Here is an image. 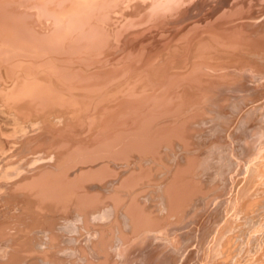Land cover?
Masks as SVG:
<instances>
[{
	"label": "bare ground",
	"instance_id": "bare-ground-1",
	"mask_svg": "<svg viewBox=\"0 0 264 264\" xmlns=\"http://www.w3.org/2000/svg\"><path fill=\"white\" fill-rule=\"evenodd\" d=\"M257 1L258 0H19L20 4H18L17 0H0V142L4 143L6 150L9 148L10 145L12 147V145H13L12 143H14V145H15V144H17V142L18 143L22 142V145L20 148L14 149V151H17L18 153H16L13 156V158L9 159V158L5 157L6 160L4 159L5 161H4L3 168H2L3 178H0V179H2V180H0V201L1 202L4 201L6 203L15 202L16 204L21 202L22 200H26V202H30V203L35 201L38 203V204L35 203L36 205L40 204L39 206H41V204H42V206L47 205V207L60 204L61 200L64 199V198H61V195L59 196V194H58L57 197L56 196L53 197L55 195V193L53 195L49 194L50 195V196L48 195L50 197V199H49V197L47 195H44V196L40 195V193H43L41 191L42 190L41 187L45 183H48L49 181L51 182V180H53V177H54V179H56L55 176H57L61 173L63 174V172L68 170L72 165L76 164L77 163L76 159H79L81 157V155H79V154H82L91 148L100 149V147L103 146V148H106L107 150L109 149L108 152H111L112 150L110 151V148L113 147V149H114V147H117L114 150L118 151V149H120V148H118V146H120L122 149H123V147L127 148L128 150H130V148H133L134 151H135V149H137L138 151L137 150L136 151L139 154H141V152H142L141 149H143L142 147H144V150H143L144 152H146V150H148L149 152L152 153L153 150L150 151V149L146 148L149 143L153 142V144H154V141L159 139L160 136L168 135L167 133H169L171 131H173L175 133L176 129H178L177 130V132H178L179 127H181L182 129L184 128L181 125H184L186 127L182 131H180L183 140L184 139L191 140L190 138L192 137L194 130L197 131L196 130V126H197L196 124H198L197 122L199 119L195 115L198 113H199L198 115H200L199 117L204 115V114L201 115V113H200L202 111V109L204 108V107H201V105H203L202 104L203 102L206 103L209 101V100L205 101V97L207 95H211L212 93L215 94V93L219 92L220 90L224 89L227 85L224 83H228V82L232 83V81L236 77H238V75H242V72H244L246 70V68L251 69L252 71L257 72V73H261V72L264 73V5L262 6L263 3L261 5L259 4L258 6H260V7L257 8V5H256ZM30 3H32V6H31L32 8H34V9L36 8L38 10V14L36 13V15L39 16L38 20L33 21L35 19V17L34 18L32 17L33 19H31L30 16L27 17L28 14L25 13L26 10L25 11L23 10L24 11L23 13H19L21 8H17L16 10L12 9V6L13 7L14 6L24 7V9H26L27 6L30 7V5H28ZM31 21H33V23H30ZM5 45L10 46V48H13V49L5 47ZM105 51H106V55H105ZM242 79L238 78V80H240V81ZM234 82L237 84L236 80ZM240 83H239V87L240 86L242 87V83L241 84ZM243 87H245V86H243ZM233 89L234 88H232L231 92H233ZM229 90L230 89H228V91H226V93H228ZM236 91H237V88H236ZM254 92H252V95ZM209 93H211V94H209ZM215 95L213 97V98H215V101H216V99L217 100L220 99V97H218L217 95L216 96L218 98H216ZM222 96H224V95L222 94ZM235 96H237V95H235ZM248 96H251V95L248 94ZM203 97H204V100L202 99ZM226 97L227 96H224V98H226ZM239 97H240V95H239ZM244 97H246V96H244ZM240 98H238V99H240ZM242 98H241V100H242ZM227 99H229V97ZM235 99L231 98L230 101L231 102H232V100L235 101ZM249 99H251V98L249 97ZM244 100H245V98H243V101ZM222 101H223V99H222ZM209 102H213V104L216 103L214 101H209ZM250 102H251V100H250ZM205 103H204V105H205ZM225 103L227 104V102H225ZM221 104H224V103H220V106H221ZM230 104L228 102V105H230ZM209 105H210V103H209ZM206 106H207V103H206ZM223 106H225V105H223ZM223 106H221V107H223ZM230 106L233 107V104ZM213 107H215V106H213ZM217 107H219V106H217ZM215 109H217V108H215ZM208 110H210V108ZM211 110H214V108L213 109L211 108ZM221 110H223V109H221ZM181 111L186 112V113L182 114ZM225 111H227V109ZM176 112H179V113H176ZM213 115H210V116H213ZM216 116H217V114H216ZM242 116H243V114H242ZM246 116H248V115H246ZM248 118L249 117L246 118L247 122H248ZM213 119H214L213 121H215L216 118H213ZM203 120H205V119H203ZM218 120H221V119H218ZM229 120L231 121V119H228V121ZM73 121L75 124H73ZM228 121H227V123H228ZM236 121H237V119H236ZM241 121L242 120L240 119V122ZM252 121H253V119H252ZM224 122L222 121L220 123H224ZM214 123H216V122H214ZM220 123H218V124H220ZM227 123H225V124H227ZM210 124H212V123H210ZM248 124H246V125H248ZM214 125H216V124H214ZM238 125H240V124H238ZM212 127H211V129H213ZM256 128L259 129V126L258 127L256 126ZM261 128H262V126H261ZM149 129H151V131H149ZM243 129L245 130V128H243ZM253 130H255V129L253 128ZM206 131L208 132V130H206ZM248 131H250V129ZM38 132L44 133L45 137L46 136L49 137V143H47V142L46 143H40L41 141L36 142V140H35V142H31V140H33L35 138L34 136ZM180 132H178V133H180ZM199 132L200 133L195 132V134H197L196 137L198 136V134H200L202 136L203 134L206 133V132H204L202 134L201 131H199ZM85 133H86V135H84ZM208 134L209 135H207V134L206 135L211 137L210 133H208ZM38 135H39V133H38ZM174 135H176V133L173 134V136ZM31 138H33V139H31ZM46 138H45V140H46ZM172 138H175V136ZM178 138L180 139L178 144H180V142H182V143L185 142L183 140L181 141L182 138L180 136ZM197 139L199 140V138H197ZM214 139L216 140V138H214ZM214 139H212V140H214ZM165 140H167V139H165ZM206 140H208V138ZM159 141H161V140L159 139ZM167 141L169 144L170 140H167ZM210 141L211 140L206 141V143L207 142L211 143ZM257 141H259V140H257ZM166 142L164 141L165 144H167ZM174 142H176V140H174L172 144H174ZM177 142H176V144H177ZM182 143L180 144L181 146H183ZM188 143H189V141H188ZM53 144H56L57 146L54 147ZM160 144H161V142L158 145H160ZM186 144H184V146H186ZM201 144H203V143L201 142L199 144V146ZM162 145L163 144H161V146ZM169 145L171 146V143ZM104 146H107V147H104ZM154 146H156V145H154ZM187 146H188V148L192 147L189 145H187ZM201 146H203V145H201ZM128 147H130V148H128ZM156 147H158V146H156ZM171 147H173V146H171ZM176 147H177V145L175 146V148ZM194 147L192 149H194ZM179 148L181 150H184V149H182V147H179ZM188 148L186 150H188ZM133 149H132V151H133ZM169 149H170V147H169ZM171 149H173V148H171ZM180 149L178 151H180ZM189 149H191V148H189ZM107 150H106V153H107ZM198 150H199V148H198ZM139 151H141V152H139ZM175 151L178 152L177 150H175ZM199 151H201V150H199ZM130 152H128V154H126V153L125 154L131 155ZM144 152H142V154H144ZM149 152H147V153H149ZM102 153H104V152H102ZM147 153H145V154L147 155ZM155 153H158V155H161V154H159L158 151H156ZM155 153H153V154H155ZM178 153H183V152H178ZM191 153H190V155H191ZM87 154H86V156H87ZM153 154H151V155L155 158L156 154L155 155H153ZM184 154H185V152H184ZM132 155H133V153H132ZM141 155H140V157H141ZM169 155H171V154H169ZM192 155H193V153H192ZM0 156H1V154H0ZM121 156H123V155L121 154ZM136 156H138V154L135 155V159H136ZM149 156H150V154H149ZM164 156L167 157L166 155H164ZM196 156L198 157V155H196ZM95 157H96V155H95ZM111 157L112 158H106V159L103 158L101 162L99 160L98 164L87 163L89 165H83V164H81L82 163L81 162L79 165H77V167L75 166L76 167L75 170H72V172L67 175V178H68L67 181H69V179L73 180V178L74 179L77 178L78 175H82L83 173H85V171L87 172V171L93 170L99 166L102 167L103 165H107L106 162L109 163L108 165L112 166L111 162L115 161L114 164L116 163V165H117V163H118L116 161L117 159L115 160L116 156H115V158H113V156H111ZM143 157L144 156L142 155V158ZM161 157H163V155ZM217 157H219V155L216 156V158ZM256 157H262V156H256ZM90 158H92V157H90ZM120 158H123V157H120ZM132 158H134V157H132ZM159 158L160 157H158V156L155 158L156 160H159L158 163L164 162L163 160L161 162L160 161L161 159H159ZM167 158L169 159V157H167ZM201 158H204V157H201ZM208 158L209 157L207 156V159ZM210 158H212V156ZM151 159H153V158H151ZM184 159L185 158H183L182 160L184 161ZM194 159H195V157H194ZM194 159L192 158V161ZM173 160H175V159H173ZM190 160H191V158H190ZM52 161H54V162H52ZM179 161H180V158H179ZM195 161L196 160H194L193 162L195 163ZM87 162H88V160H87ZM122 162H124L126 164L128 161L125 162L123 159ZM122 162L119 165H121ZM146 162L147 161H145L144 164ZM180 162H182V161H180ZM84 163H86V162H84ZM129 163H127V164H129ZM188 163H189V161H188ZM200 163H201V161H200ZM200 163L197 162V164H200ZM209 163H208V165H211ZM167 164H168V166H172V165H170L171 162H170V164L169 163H167ZM182 164H183V162H182ZM182 164L180 166H182ZM185 164H187V162ZM213 164H215V163H213ZM253 164H257V163H253ZM259 164H260V162H259ZM141 165H140V167H141ZM176 165H178V164H176ZM176 165H174L173 167H175ZM201 165H202V163H201ZM249 165H252V164H249ZM121 166H124V164ZM130 166H128L127 168L131 169ZM142 166L144 167V165H142ZM148 166L150 168L152 166V164L148 165ZM198 166H200V165H198ZM178 167H179V165L175 168L177 169ZM185 167H182V168L184 169ZM188 167H189V165H188ZM190 167H192V166L190 165ZM222 167H224V166H222ZM243 167H240V168H243ZM263 167L264 166H262V168ZM107 168H108V166H107ZM145 168L148 169L147 165L145 166ZM169 168L170 167H168V169ZM116 169H117V167H116ZM128 169H127V171L125 170L126 171L125 173L128 172ZM159 169H160V165H159ZM179 169H180V167H179ZM192 169L190 168V171ZM194 169H196V168H194ZM250 169H251V167H250ZM261 169L259 171H261ZM112 170H113V168H112ZM141 170H142V167H141ZM185 170H186V168H185ZM206 170L209 171V169H207V164H206ZM215 170L218 171V169H216V168H215ZM248 170H249V168H248ZM248 170H246V171H248ZM69 171H70V169H69ZM133 171L136 172V175L134 172H131V174L134 173L133 174V176L135 175L134 177L138 176V178H140L142 176L141 171H140L141 174L139 172L140 176L136 170H133ZM142 171H146V169L145 170L143 169ZM160 171L162 172L161 169H160ZM150 172H148V175L150 174ZM152 172L150 174L151 176L153 174ZM180 172H178V173H180ZM183 172L184 173H182V174H185L184 170H183ZM186 172H187V170H186ZM198 172H200V170ZM204 172L207 173V171H204ZM254 172L255 171H253V173ZM89 173H91V172H89ZM105 173H106V171H105ZM116 173L117 172L115 171V174ZM125 173L123 174V177L127 176V174H125ZM191 173H192V171H191ZM250 173L248 175H250ZM62 174H61V177H63ZM100 174H98V175H100ZM107 174H109V173L107 172ZM119 174L122 175L120 173V171H119ZM131 174L129 173L128 175L131 176V179L134 180V177ZM145 174H147V172H145ZM200 174H198V175H200ZM162 175H163L162 178L166 177L165 176L166 174L162 173ZM174 175H175V173H174ZM211 175H212V173H211ZM254 175H252V173H251V175H250V177L252 176L251 181H250V177L249 178L246 177L244 179L241 177H239V178H241L242 181L248 178L247 180L251 182L249 184H253L255 186V183H253V179L256 176L253 178ZM105 176H109V175H105ZM143 176L145 179V177L147 175H143ZM149 176H148V178H150ZM155 176H153V177L156 181L158 177L156 178ZM204 176L206 177V175H204ZM116 177H115V179H116ZM170 177H172V176H170ZM190 177H191V175H190ZM200 177H202V176H200ZM59 178H60V176H59ZM64 178H66V174H65ZM103 178H104V176H103ZM108 178L113 181L112 176H110ZM121 178L116 179V181L120 180V182L118 181L119 184L117 183L118 185H120V188L124 185V182L126 180V179L121 180ZM138 178H137L138 181L134 180V181H136V183L140 182V181H142V183H145V181L147 180V177H146V180H140ZM175 178L168 181V182L166 181L167 185L164 184L165 189H166L165 191H167L166 193L169 194L170 196L174 195V197L176 194L178 195V193H176V190L178 192V187H179L178 183H180L179 180L177 181V178L176 179ZM194 178L195 177H193V179ZM209 178H210V176H209ZM209 178L207 176V179H209ZM58 179H56L54 181H58ZM82 179L85 180V178H82ZM127 179L129 180L130 178L128 177ZM131 179L129 181L127 180L128 181L127 183L130 184V186H131V184H132V186L138 185L135 182H133V183H135L134 185H133V183H130ZM151 179H153V178H151ZM185 179H187V178L185 177ZM212 179H211V181H212ZM222 179H224V178H222ZM231 179H233V178H231ZM16 180H24V181L23 182L21 181L16 186L13 185L14 188H12L13 186L11 185V183L13 181H16ZM98 180H100V178ZM150 180H148V183ZM160 180H162V179H159L158 181H160ZM188 180H190V179H188ZM202 180H204V179H202ZM205 180H206V178H205ZM247 180H245V182ZM60 181H61V179H60ZM79 181H81V179ZM87 181H88V179H87ZM106 181L108 182L107 179H106ZM106 181L105 182L103 181L101 184L103 185L104 183H106ZM116 181H115V183H116ZM195 181L199 182L200 180H195ZM207 181L205 183L204 182H201V183L206 184ZM242 181H240V182H242ZM248 181H247V183H248ZM259 181H261V180H259ZM61 182H63V181H61ZM52 183H51L50 187H52ZM89 183L87 184L88 185L87 187L86 186L84 187V185L82 186V187H84V190H83L84 193L79 192L78 190L74 191V189H76V187H77V184L74 185L75 183L72 184V185L76 186L75 188L72 187V188H74L73 190L70 189L69 191L66 192V189H65V192L68 194L67 196L70 197L69 201L74 203V205L76 207L78 206L80 208H83L84 210L92 209L93 210L92 212H94L92 215H93V218H95L97 216L96 210L101 208V201L97 199L96 201H93L91 203L89 202V204L85 203L86 206L82 202H84V198L86 199L88 193H90V192H88L89 186H91V187H89L90 190L91 189H92V191L95 190L94 192H96L98 189L102 190V188H99V186H95V185L93 186L92 183H90L91 185H89ZM181 183H183V181ZM247 183H245V184H247ZM257 183H259V182L257 181ZM257 183H256V188L251 186L250 190H248L250 187L247 189V187L244 186V189L246 188L247 191H246V193H242V197H240L239 192L236 193V196L239 194L237 197H235V199L237 200L236 201L237 205L240 202L239 204L241 207V205L243 203L245 205H248L247 203L251 202L253 205L256 203V205H255L256 207L260 206L259 205V203H260L259 198L260 199H261V197L264 198V196H262L264 194H262L259 187H257L261 182L259 184H257ZM36 184L38 186L40 184L42 185L39 187V189L37 187V189L39 191L36 188L32 189V187H31V186L34 187ZM59 184H60V189H61L62 184L60 182H59ZM101 184H100V186H102ZM239 184H241V183H239ZM45 185H47V184H45ZM97 185H99V183ZM106 185H108V184L106 183ZM110 185H112L111 182H110ZM143 185H146V183ZM203 185L201 186L202 188H203ZM63 186L64 185H62V188H63ZM150 186L152 187L151 184H150ZM181 186H183V185L181 184ZM184 186L182 187L183 189H184ZM189 186H192V185H189ZM240 186H242V185H240ZM53 187L55 188V185ZM110 187H112V186H110ZM110 187H109V189H110ZM139 187H141V185ZM139 187H137V189H139ZM161 187H163V185ZM192 187H195L197 190L196 186H192ZM201 187L198 188V191ZM129 188L131 189V187H129ZM129 188L126 190H130ZM205 188H203V189H205ZM35 189L39 193L35 194V192H36ZM55 189H58V188H55ZM122 189H124V188H122ZM122 189L121 190L119 189V190L122 192L123 191ZM159 189H160V187H159ZM183 189H181V192L183 191ZM185 189H186V186H185ZM227 189H228V187H227ZM238 189H240V187ZM261 189H262V187H261ZM263 189H264V187H263ZM45 190H46V186H45ZM62 190H61V192H62ZM145 190H147V189H145ZM241 190H243L242 187H241ZM50 191H53V190H50ZM103 191H102V193H103ZM108 191H106V192H108ZM154 191L152 190V191H150V193L151 192L155 193ZM218 191H219V189H218ZM63 192H64V190H63ZM65 192L62 195L63 197L65 196L64 195ZM135 192L137 193V191H135ZM183 192H185V190ZM183 192H182V194H183ZM194 192L196 193L195 189H194ZM125 193H126V191H125ZM141 193H142V191H141ZM174 193H176V194H174ZM186 193H184V194L186 195ZM188 193H187V197H189L191 195L190 194L188 196ZM191 193H193V192H191ZM209 193H210V191H209ZM46 194H48V193H46ZM123 194H124V192H123ZM198 194L199 193H197V195ZM215 194H216V191H215ZM233 194H235V193H233ZM94 195H91V198ZM98 195H100V194H98ZM111 195H112V193H111ZM124 195H122V196H124ZM192 195L194 196V194H192ZM45 196H47V198H44ZM67 196H65V197L67 198ZM104 196L105 195H103L100 198L103 199ZM137 196H139V195H137ZM141 196L142 195L140 194V197ZM152 196H153V194H152ZM182 196H181V198H184V195H182ZM200 196L202 197V195H200ZM217 196H218V194H217ZM97 197H95V198H97ZM157 197H159V196H157ZM167 197H169V196L167 195L165 198H167ZM256 197L257 198L259 197V198L257 199ZM52 198H54V199H52ZM177 198H178V196H177ZM195 198H197L196 195H195ZM240 198H241V200H240ZM108 199H110V198H108ZM162 199H164L163 196H162ZM193 199L194 198L192 197V199H190V201H189V198H188V201L191 202ZM202 199H203V197H202ZM235 199H234V201H235ZM132 200H134V199H132ZM178 200L179 199L176 200L177 203H178ZM205 200H206V198H205ZM105 201H107V200H105ZM126 201L127 200H125V203H126ZM129 201L131 202V200H129ZM151 201L155 202L153 199ZM168 201H169V205H171V203L173 202L172 199H170V198H168ZM179 201H181V200H179ZM195 201H197V200H195ZM195 201H194V203H195ZM67 202H68V200H67ZM67 202H66V204H68ZM104 202H103V204H106ZM200 202L202 203V200ZM30 203H28V205ZM72 203H70V204H72ZM115 203H117V202H115ZM118 203H123V202H118ZM164 203H167V202L165 201ZM191 203H190V205H191ZM228 203H230V202H228ZM186 204H188V203H186ZM206 204H208V203H206ZM32 205H34V204H32ZM32 205H30V206H32ZM109 205H111V204H109ZM126 205H128V204H126ZM154 205L155 204H153L152 206H154ZM192 205H193V203H192ZM204 205H202V206H204ZM249 205L251 207H253V205H251L250 203H249ZM65 206H67V205H65ZM102 206H105V205H102ZM115 206H117V205H115ZM120 206L121 205L119 204V207ZM165 206H167V205L164 204V207ZM175 206L177 208L176 203H175ZM180 206H181V203H180ZM202 206L200 204V207H202ZM209 206H210V204H208V207ZM108 207H110V206H108ZM119 207H117V209ZM123 207H124V205H123ZM127 207H129V206H127ZM137 207H138V203H137ZM141 207L142 206H140V208ZM148 207H149V205H148ZM186 207H188V206H186ZM193 207H194V205H193ZM49 208H52V207H49ZM57 208H59V207H57ZM172 208H173V206H172ZM196 208H197V206H196ZM244 208H246V207H244ZM26 209H27V211L21 212V214L18 216H14L12 214L1 216L3 218L0 220V227L9 225V226L14 227L13 229H15V228H17V229L23 228L24 229V227L33 224V219H35V218L41 219V218H37V216H41V215H39V212H38V215L36 216V214L34 212H31L28 207ZM37 209H39V208L37 207ZM40 209H41V207H40ZM83 209H81V210L83 211ZM111 209L112 210L114 209L113 206ZM117 209H116V211H117ZM130 209L131 208H128V210H130ZM158 209L159 208H157L156 210L159 211ZM170 209H168V210H170ZM198 209H201V208L198 207ZM236 209H237V207H236ZM259 209H262V208H259ZM77 210H79V209H77ZM153 210H155V209H153ZM172 210H174V208ZM176 210L178 212L179 208H177ZM230 210L234 211L232 208ZM241 210H242V208L239 211L241 212ZM246 210H247V208L245 209V211ZM262 210H264V209H262ZM9 211H10V208H9ZM34 211H35V209H34ZM43 211H46V210H43ZM82 211H81V214H82L81 216L84 217L86 211L85 212L84 211L82 212ZM183 211H185V210H183ZM183 211L179 212V214H181V213L184 214L185 212H183ZM255 211H257V210H255ZM0 212H1V210H0ZM2 212H1V214H2ZM122 212L123 211H121V213ZM174 212H171V214L173 215ZM177 212H175V214H177ZM187 212H186V214H187ZM198 212H199V210H198ZM247 212H248V210H247ZM5 213H6V210H5ZM10 213H11V211H10ZM102 213H101V215H102ZM130 213L131 214L127 213V215H124V213H122V214L124 216H127L126 218L127 219L129 218L130 221L137 220L135 215H134L136 213L132 212V211ZM142 213H144V212H142ZM142 213H141V215H142ZM146 213H150V212H146ZM195 213H197V212L195 211ZM228 213L231 214L232 212H228ZM236 213H237V211H236ZM244 213H246V212H244ZM251 213H252V210H251ZM256 213H258V212H256ZM61 214H62V212H61ZM87 214H89V213H87ZM175 214H174V216H175ZM190 214H191V210H190L189 215ZM108 215H110V214H108ZM240 215H241V213H240ZM118 216H121V214ZM152 216H153V213H152ZM165 216H163V217L165 218ZM174 216H172L173 217L172 219H174ZM244 216H245V214H243V217ZM137 217H139V216H137ZM148 217H147V219H148ZM163 217H161V218H163ZM175 217L177 219L180 218L177 216H175ZM182 217H183V215L181 216L180 220H178V221L182 222L184 220L183 219L181 221ZM213 217L216 218L215 215ZM240 217H242V215ZM248 217H251V216L248 215ZM248 217H246V219ZM46 218H48V217H46ZM60 218L61 217H59V219ZM140 218H141V216H140ZM140 218H138V219H140ZM142 218H145V217H142ZM150 218H151V216H150ZM154 218H155V221L158 222V220H156V215H154ZM185 218H187V217H185ZM227 218H228V216H227ZM231 218H233V217H231ZM167 219H169V215H168ZM228 219H230V216ZM240 219L243 220V218H240ZM251 219H249V220H251ZM262 219H264V218H262ZM262 219H260V220H262ZM117 220L118 219H116V222H117ZM148 220H151V219H148ZM187 220H188V218H187ZM218 220H219V218H218ZM231 220H233V219H231ZM239 220H238V222L240 225L241 220L240 221ZM75 221H73V222H75ZM127 221H129V220H127ZM143 221H145V220H143ZM160 221H164V220L161 219ZM167 221L168 220H166V222ZM228 221H230V220H228ZM244 221H246V220L244 219ZM67 222H69V221H67ZM101 222H103V220H101ZM148 222L149 221H147V223ZM157 222L154 224H156V225L160 224L159 222L158 223ZM171 222H174V221H171ZM171 222L169 220V223H171ZM223 222H226V221L224 220ZM230 222L235 223L237 221H235V222L230 221ZM75 223L77 224V222H75ZM82 223L84 225V222H82ZM82 223L80 225H82ZM118 223H121V222L119 221ZM143 223L144 222L141 223L142 226H143ZM227 223H229V222H227ZM243 223L244 222H242V224ZM76 224H75V226H76ZM90 224H91V221H90ZM132 224H135V223L132 222ZM171 224L173 225V223H171ZM179 224L181 225V223H179ZM222 224H224V223H222ZM257 224H258V222H257ZM38 225L40 226V224H38ZM136 225H137V223H136ZM164 225H165V223H164ZM235 225H236V223H235ZM235 225H234V227H235ZM34 226H35V223H34ZM39 226H37V227H39ZM57 226H58V224H57ZM68 226H70V225H68ZM77 226H79V222H78ZM84 226L86 227V224ZM95 226L97 227V225H95ZM111 226H113V225H111ZM123 226H124V224H123ZM130 226H131V224H130ZM159 226H161V225H159ZM166 226H168V224ZM200 226H202V225H200ZM222 226L223 225H221L219 227L222 228ZM226 226H228L230 228L231 225L229 226L226 224L224 226V228H222V230H225L227 228ZM237 226H238V224H237ZM247 226H249V225H247ZM254 226L256 227L255 224H254ZM58 227H60V226H58ZM147 227H149V226H147ZM232 227H233V225L228 230H231ZM234 227H233L232 231H234ZM34 228H36V227H34ZM114 228H115V226H114ZM137 228H139V227H137ZM161 228H164V227L161 226ZM209 228H210V226H209ZM84 229H82V230L84 231ZM141 229L139 231L136 230V232H141ZM164 229H166V228H164ZM1 230L4 231V229H1ZM88 230H89V228H88ZM98 230L100 231L101 229H98ZM110 230H112V229H110ZM144 230H145V228H144ZM155 230H157V229H155ZM222 230H219L220 233ZM228 230L225 232L222 231V233H223V234L221 233L222 235L219 233L222 237L220 239L218 238L219 239L218 241L215 240L217 242L215 243L214 247L212 246V244L215 241H213L211 243L209 250H207L208 256L210 255V259H211V260H208L210 262L208 264H218L217 263L218 258L216 259L215 256L217 257L219 254L221 255V258H220L221 260H223L222 258L226 259L229 257L230 259L229 258L228 259L231 261L230 256H234L235 253H238V252L236 251L234 253V255L232 253L235 250L240 249L239 250V254H240V251L243 249L242 247L237 248L234 245H232L233 248L231 247L230 242L233 240V238H231L230 235H231L232 231L230 232ZM238 230L236 229V231H238ZM10 231H12V228L10 229ZM15 231L16 230H14L13 232H15ZM28 231H29V229H28ZM104 231H105V229H104ZM117 231L115 233H117ZM166 231H168V230L166 229ZM166 231H164L163 233L165 234ZM244 231H246V230H244ZM105 232H107V231H105ZM142 232H143V230H142ZM216 232H218V230H216ZM28 233L31 234L30 232H28ZM69 233L70 232H68V234ZM109 233L111 234V232H109ZM131 233H133V231H131ZM154 233H155V231H154ZM163 233H160V235L162 236ZM235 233H237V232H235ZM249 233L251 234V231ZM18 234L19 233L16 231L15 233H13L12 235H9V236L5 235V237H4L3 234H2L3 237L0 236V264H18L22 260L24 261L26 259L27 252L25 251L26 252V254H25L23 251H20V249H19L22 247L18 248V247L14 246L15 242L17 241L16 236ZM25 234H27V233H25ZM88 234H90V233H88ZM99 234H101V233L99 232ZM124 234H126V233L124 232ZM124 234L122 233V235H124ZM214 234H211V236H213ZM245 234H243V236ZM129 235H131V234L129 233ZM155 235L156 234H154V236L153 235L152 236L155 238L156 241H158L157 240L158 238H157V236L155 237ZM220 235H218V236H220ZM233 235H235V234L233 233ZM256 235L252 236L253 237L252 240H254V238H256L258 236V235L257 236ZM39 236H41V235H39ZM56 236L53 234V237H56ZM124 236L122 238H124ZM134 236H135V234H134ZM248 236H250V235H248ZM58 237H60L59 234H58ZM118 237H119V235H118ZM73 238H74V236H73ZM127 238H129V236ZM205 238L203 240H205ZM216 238L217 237H215V239ZM245 238H242V239H245ZM25 239H27V238L25 237ZM51 239L49 238V240H51ZM165 239H166V237H165ZM249 239L251 240V238H249ZM129 240L130 239H128V241ZM152 240H154V239H152ZM203 240H202V242H203ZM234 240L231 243L235 244ZM44 241H48V240H44ZM81 241H82V239H81ZM95 241H96V239H95ZM104 241H103V243H104ZM166 241H167V239H166ZM180 241H181V239H180ZM239 241H241V240L239 239ZM21 242L19 243L20 245H21ZM90 242H92L91 239H90ZM120 242H122V241H120ZM124 242H125V239H124ZM176 242H177V240H176ZM260 242H262V241H260ZM31 243H33V242H31ZM50 243H52V242H50ZM75 243H77V242L75 241ZM172 243H173V241H172ZM49 244H47V245H49ZM92 244H93V242H92ZM149 244H151V243H149ZM207 244H208V242H207ZM242 244H244V243H242ZM17 245H18V243H17ZM52 245H53V243H52ZM235 245L238 246V244H235ZM43 246H42V248H43ZM53 246H55V245H53ZM105 246H104V248H105ZM259 246H260V252H258L259 253L258 255L256 253L257 256L252 258V260H249V259L245 260L246 257L242 258V256H244V254L247 252L245 250L246 248L244 247V250L246 252L243 250L245 253L242 254L241 261L243 259V261L245 260V262H243V263L239 262V263L240 264H264V244L263 245L260 244ZM25 247H23V248H25ZM76 247H77V245H76ZM26 248H28V246ZM38 248L41 249V247H38ZM53 248L54 247H52V249ZM58 248H61V247H58ZM201 248H202V246H201ZM249 248L250 247L248 246V249ZM32 249L33 248H31V250ZM52 249L50 247V250H52ZM56 249H57V247H56ZM83 249H85V248H83ZM111 249H112L111 252H114L113 251L114 248H111ZM111 249H109V250H111ZM155 249L156 248H154V250ZM21 250H23V249H21ZM46 250H47V254H49L48 253V251L50 252L49 247L47 249H45V251ZM69 250H70V248H69ZM86 250L89 253L88 248ZM109 250H108V252H109ZM116 250L118 251L119 249H116ZM254 250H255V248H254ZM92 251L95 252V250H92ZM144 251L145 250H142V252H144ZM35 252L37 253L38 251H35ZM97 252H99V251H97ZM111 252H110V254H111ZM142 252H141V254H142ZM32 253L33 252H31L30 255ZM42 253H45V252H41V253L39 252L37 256H39V254H42ZM69 253H73V251L69 252ZM81 253H83V251ZM102 254H101V256H102ZM147 254L145 252V255H147ZM149 254H150V251H149ZM203 254H204V251H203ZM249 254L250 253H248V255ZM49 255H47V257H50ZM77 255H79V254H77ZM85 255H86V251H85ZM111 255H113V254H111ZM126 255H127V253H126ZM142 255H140V256H142ZM128 256H129V254H128ZM134 256H136V254ZM45 257H46V255H45ZM81 257H83V256H81ZM88 257H90V256H88ZM97 257H94V259L95 258L97 259ZM105 257H107V255H104V258ZM121 257H119V258H121ZM74 258L75 257H73V259ZM102 258H103V256H102ZM159 258L160 257H158V259ZM236 258L239 259V261H240V256H237ZM46 259L44 260L45 262H46ZM63 259H66V258L63 257ZM81 259L82 258H80L79 261H81ZM128 259L129 258H127L125 260L128 261ZM148 259L149 258L147 257V260ZM171 259H173V258H171ZM47 260H49V258ZM232 260H233V258H232ZM99 261H100V259H99ZM142 261H144V260H142ZM173 261H174V259H173ZM206 261H207V258H206ZM49 262L50 261H48V264H49ZM87 262L90 263V260ZM201 262L202 261H200L199 264H201ZM204 262H205V260H204ZM226 262H227V264H229L228 261H226ZM226 262H225V264H226ZM89 263H87V264H89ZM95 263H93V264H95ZM108 263H109V261H108ZM173 263H175V262H173ZM90 264H92V263H90ZM105 264H107V263H105ZM138 264H141V262ZM148 264H149V262H148ZM190 264H191V262H190ZM222 264H224V263H222ZM233 264H235V263H233Z\"/></svg>",
	"mask_w": 264,
	"mask_h": 264
},
{
	"label": "rangeland",
	"instance_id": "rangeland-1",
	"mask_svg": "<svg viewBox=\"0 0 264 264\" xmlns=\"http://www.w3.org/2000/svg\"><path fill=\"white\" fill-rule=\"evenodd\" d=\"M18 1V4H20L19 3V0H17ZM260 2V3H259ZM263 3V4H262ZM261 5L262 4V6L264 5V0H258L257 2H256V5H257V8H259L260 6H258V5ZM28 5H30V7L29 6H27V8L26 9H24V7H19V6H12V9L13 10H16L17 8H21V10H20V12L19 13H23L25 10H26V12L25 13H27L28 15H27V17L28 16H30L31 17V19H33L34 17H35V19L33 20V21H35V20H38V15H36V13L38 14V10L35 8H32L31 6H32V3H30V4H28ZM261 6V7H262ZM15 8V9H14ZM30 8V9H29ZM24 10V11H23ZM29 10V11H28ZM18 13V12H17ZM33 15V16H32ZM26 16V15H25ZM33 17V18H32ZM33 21H31L30 23H33ZM4 46V45H3ZM5 47H8V48H10V46H7V45H5ZM10 49H13V48H10ZM111 52V51H110ZM109 53V52H108ZM105 55H106V51H105ZM246 71V72H245ZM244 72H242V75H238V77H236L233 81H232V83L230 82H228V83H224V84H227L226 85V87L224 88V89H222V90H220L219 92H217V93H215L218 97H220V99H216V101H215V98H213L214 97V95L215 94H211V93H209V94H211V95H207L206 97H205V101H214V102H216L215 104H213V102H206L207 103V106H206V103L205 102H203L202 104L203 105H201V107H204L203 109H202V111L200 112L201 113V115L202 114H204V115H202L201 117H199L200 115H198V114H196L195 116H197L198 118V124H196L197 126H196V130L197 131H195L194 130V133H193V135H192V137L190 138L191 140H189V139H184L183 140V138H182V136H181V132L180 131H182L184 128H186L184 125H181L182 127H184L183 129L181 128V127H179V131L178 132H180V133H178L177 132V130L178 129H176L175 131V133H176V135H174L175 136V138H172V137H174L173 136V134H175L173 131H171V132H169V133H167L168 135H162V136H160V140L161 141H159V139H157V140H155L154 141V144H153V142H151V143H149L148 145H147V149H150V151L151 150H153L152 151V153L151 152H149L148 150H146V152H144L143 150H144V147H142L143 149H141V151L142 152H144V154H142V152L141 151H139V152H141V154L144 156L143 158H142V155L141 154H139L137 151V149H135V151H134V149L133 148H130V147H128V148H130V150H128L127 148H125V147H123V149L120 147V146H118V148H120V149H118V151H116V150H114L115 148H117V147H114V149H113V147L112 148H110V151L111 152H108V150L106 149V148H103V146L102 147H100V149H98V148H91V149H88L87 151H85L84 153H82V154H79V155H81V157L79 158V159H76V162L78 163H76V164H74V165H72L69 169H70V171H69V169L68 170H66L65 172H63V174L65 173L66 174V178H64V176H65V174L63 175L62 173V176L63 177H61V174H59V175H57V176H55V178L56 179H58L59 178V176H60V178L58 179V181L62 184V185H64L63 186V188H62V185H61V189H60V184H59V182L58 181H54V180H56V179H54V177H53V180H51V182L49 181L48 183H45V184H47V185H45L44 183V185L42 186L41 184L38 186L37 184V186L35 187H33V186H31L32 187V189L33 188H36L37 189V187H38V189H39V187L40 186H42L41 188H42V192L44 193H40V195H53L54 193H55V195L53 196V197H57L58 196V194H59V196L61 195V198H64V199H62L61 200V203L60 204H57V205H52V206H48L47 207V205H43L42 206V204H41V206H39V205H36V204H38L37 202H26V200H22L21 202H19V203H15V202H10V203H6V202H4V201H0V210H1V212H2V214H1V212H0V220L3 218V217H1V216H5V215H8V214H12V215H14V216H18V215H20L21 214V212H24V211H27V207L29 208V210L31 211V212H34L35 214H36V216L38 215V212H39V215H41V216H37V218H41V219H33V224H31V225H28V226H26V227H24V229L22 228H15V229H13L14 227H12V226H9V225H7V226H2V227H0V234L2 233L3 234V236L5 237V235H7V236H9V235H12L13 233H15L16 231L19 233L17 236H16V242H15V244H14V246L15 247H22V248H19L20 249V251H23L25 254H26V252H27V254H26V259L23 261H21L20 263H18V264H48V261H50L49 262V264H87V263H89V262H87V261H89L90 260V263H99V264H105V263H107V264H111L112 262L114 263V264H138V263H140L141 262V264H148V262H149V264H190V262H191V264H199L200 263V261H202L201 262V264H208V263H210L208 260H211L210 259V255L208 256V251L207 250H209V247L211 246V243L213 242V241H215V240H219L222 236V231H227L228 229H230L231 228V226L233 225V227H234V225H235V223H236V225H235V227H234V231L235 232H237V233H235L234 231H232L233 230V227H232V229L231 230H228V231H232L235 235H233V233L231 232V238H233V240L235 241V244H238V246L237 245H235L234 243H231L230 242V244H231V247L233 248V246L232 245H234V246H236L237 248L239 247H242L243 249L240 251V254H239V250L240 249H238V250H235L232 254L234 255V253L237 251L238 253H235V255L234 256H230L231 257V261L228 259V258H226V259H224V258H222L223 260H221L220 258H221V255L219 254L217 257L215 256V258L217 259V263L218 264H222V263H224L225 264V262L226 261H228L229 262V264H233V263H235V264H240L241 262L243 263V262H245V260H252V258H254V257H256L259 253L258 252H260V244L261 245H263L264 244V219H262V218H264L263 216H264V210H262V209H264V198H262L261 197V199L259 198V207H256L255 205H256V203L253 205L251 202H249L251 205H253V207H251L250 205H249V203H247L248 205H245L244 203L241 205V207H240V202L238 203V205H237V203H236V199H235V197H237L239 194H240V197H242V193H246V191H247V189L248 190H250L251 189V186L252 187H254V188H256V183H257V181L261 184H259V183H257V184H259L257 187H259V189L261 190V192H262V194H264V189H263V187H264V167L262 168V166H264V73L263 72H261V73H257V72H254V71H252L251 69H248V68H246V70H245ZM245 75V76H244ZM244 77V78H243ZM238 78L240 79H242L241 81L240 80H238ZM237 81V84L234 82V81ZM242 83V87L240 86L239 87V83L240 82ZM245 81V82H244ZM244 82V83H243ZM240 83V84H241ZM236 85V86H235ZM243 86H245V87H243ZM232 88H234L233 89V92H231V90H232ZM236 88H237V91H236ZM228 89H230L229 90V92L228 93H226V91H228ZM225 91V92H224ZM255 91V92H254ZM252 92H254L253 93V95H252ZM230 93V94H229ZM222 94L224 95V96H227L226 98H224V96H222ZM227 94V95H226ZM232 94V95H231ZM243 94V95H242ZM248 94L249 95H251V96H248ZM215 95V97L216 98H218L217 96ZM229 95V96H228ZM235 95H237V96H235ZM239 95H240V97L242 98H245V100L247 101H243V98H242V100H241V98L239 97ZM210 96V97H209ZM244 96H246V97H244ZM254 96V97H253ZM257 96V97H256ZM259 96V97H258ZM229 97V99H227ZM249 97L251 98V99H249ZM256 97V98H255ZM209 98V99H208ZM231 98L232 99H235V101L234 100H232V102L230 101L231 100ZM238 98H240V99H238ZM203 100H204V97L202 98ZM222 99H223V101H222ZM226 99V100H225ZM221 100V101H220ZM250 100H251V102H250ZM253 100V101H252ZM261 101V102H260ZM225 102H227V104L225 103ZM228 102H229V104L230 105H232L233 104V107H231L230 105H228ZM238 102V103H237ZM204 103H205V105H204ZM209 103H210V105H209ZM218 103V104H217ZM220 103H224V104H221V106H223V105H225V106H223V107H221L220 106ZM217 104V105H216ZM228 105V106H227ZM248 105V106H247ZM212 106V107H211ZM213 106H215V107H213ZM217 106H219V107H217ZM258 107V108H257ZM210 108V110H208ZM211 108L213 109L214 108V110H211ZM215 108H217V109H215ZM221 109H223V110H221ZM227 109V111H225V110ZM220 112H219V111ZM234 110V111H233ZM184 111V110H183ZM183 111H181L182 112V114L184 113H186V112H183ZM218 111V112H217ZM242 111V112H241ZM180 112V113H181ZM205 112V113H204ZM207 112V113H206ZM210 112V113H209ZM213 112V113H212ZM215 112V113H214ZM217 112V113H216ZM240 112V113H239ZM176 113H179V112H176ZM189 113V112H188ZM226 113V114H225ZM214 114V115H213ZM216 114H217V116H216ZM242 114H243V116H242ZM192 115V114H191ZM210 115H213V116H210ZM221 115V116H220ZM246 115H248V116H246ZM216 116V117H215ZM220 116V117H219ZM223 116V117H222ZM242 116V117H241ZM211 117V118H210ZM216 118L215 119V121H213L214 119L213 118ZM226 117V118H225ZM247 117H249L248 118V122H247V120H246V118ZM224 118V119H223ZM203 119H205V120H203ZM218 119H221V120H218ZM223 119V120H222ZM228 119H231V121L229 120L228 121ZM236 119H237V121H236ZM240 119L242 120L241 122H240ZM245 119V120H244ZM252 119H253V121H252ZM207 120V121H206ZM210 122H209V121ZM228 121V123H227V121ZM251 120V121H250ZM219 121V122H218ZM224 122V123H220V122ZM247 123H246V122ZM204 122V123H203ZM214 122H216V123H214ZM239 122V123H238ZM243 122V123H242ZM210 123H212V124H210ZM216 124V125H214V124ZM218 123H220V124H218ZM225 123H227V124H225ZM237 123V124H236ZM248 124V125H246V124ZM73 124H75L74 123V121H73ZM205 124V125H204ZM211 126H210V125ZM218 124V125H217ZM238 124H240V125H238ZM258 124V125H257ZM213 126V127H212ZM215 126V127H214ZM255 129V130H253V128ZM255 126V127H254ZM256 126L258 127L259 126V129L258 128H256ZM261 126H262V128H261ZM210 127V128H209ZM211 127L214 129H211ZM181 128V129H180ZM210 130H209V129ZM243 128H245V130L243 129ZM200 129V130H199ZM205 129V130H204ZM250 129V131H248ZM188 130V129H187ZM204 130V131H203ZM206 130H208V132L206 131ZM213 130V131H212ZM252 130V131H251ZM257 130V131H256ZM261 130V131H260ZM149 131H151V129H149ZM199 131H201V133L203 134L204 132H206L205 134H203L202 136L200 135V134H198V136L196 137V135L197 134H195V132L196 133H200ZM210 131V132H209ZM243 133H242V132ZM248 131V132H247ZM256 131V132H255ZM260 131V132H259ZM239 132V133H238ZM252 132V133H251ZM38 133H39V135H38ZM34 137V139L33 138H31V139H33V140H31V142H35V140H36V142L37 141H41L40 143H49V137H45L44 136V133H40V132H38ZM172 135H171V134ZM208 133H210V136L211 137H209V136H207V135H209ZM247 133V134H246ZM250 133V134H249ZM258 133V134H257ZM180 134V135H179ZM207 134V135H206ZM212 134V135H211ZM84 135H86V133L84 134ZM206 135V136H205ZM166 138H165V137ZM181 137L182 139H181V141L183 140V141H185V142H180V144L182 143V145L183 146H181L180 144H178L179 143V138L178 137ZM194 136V137H193ZM259 136V137H258ZM244 139H243V138ZM255 137V138H254ZM45 138H46V140H45ZM162 138V139H161ZM173 140H172V139ZM177 138V139H176ZM197 138H199V140L197 139ZM208 138V140H206ZM214 138H216V140L214 139ZM254 140H253V139ZM258 138V139H257ZM165 139H167V140H170L169 141V144L171 143V146H173V147H171L169 144H168V141L167 140H165ZM212 139H214V140H212ZM44 140V141H43ZM48 140V141H47ZM163 140V141H162ZM172 140V141H171ZM174 140H176V142H177V144H176V142H174V144H172L173 143V141ZM196 140V141H195ZM209 141V140H211L210 142L211 143H209V142H207L206 143V141ZM243 140V141H242ZM245 140V141H244ZM257 140H259V141H257ZM161 142V144H163L162 146H161V144L160 145H158L159 143ZM164 141L167 143V144H165L164 143ZM187 141V142H186ZM188 141H189V143H188ZM203 143V144H201V145H203V146H199V144L201 143V142ZM213 141V142H212ZM121 142V141H120ZM196 142V143H195ZM198 142V143H197ZM200 142V143H199ZM1 143V142H0ZM187 143V144H186ZM206 143V144H205ZM242 143V144H241ZM246 143V144H245ZM249 143V144H248ZM255 143V144H254ZM13 145H12V147H11V145L9 146V150L7 151L6 150V147H5V145H4V143H1L0 144V154H1V156H0V178H3V176H2V172H3V170H2V168H3V164H4V161L6 160L5 159V157L6 158H13V156L16 154V153H18L17 151H14V149H16V148H20L21 147V145H22V142H17V144H15L14 145V143H12ZM165 144V145H164ZM184 144H186V146H184ZM193 144V145H192ZM206 146H205V145ZM216 144V145H215ZM36 145V144H35ZM154 145H156V146H158V147H156V146H154ZM177 145V147L175 148V146ZM179 145V146H178ZM187 145H189V146H192V147H189V148H191V149H189L188 148V146ZM215 145V146H214ZM243 145V146H242ZM53 146L55 147V146H57L56 144H53ZM161 146V147H160ZM164 146V147H163ZM195 146V147H194ZM199 146V147H198ZM210 146V147H209ZM253 146V147H252ZM104 147H107V146H104ZM169 147H170V149H169ZM179 147H182V149H184V150H181ZM194 147V149H192ZM203 147V148H202ZM215 147V148H214ZM217 147V148H216ZM248 147V148H247ZM126 150H125V149ZM135 148V147H134ZM145 148V149H146ZM152 148V149H151ZM166 148V149H165ZM171 148H173V149H171ZM188 148V150H186ZM198 148H199V150H201V151H199L198 150ZM205 148V149H204ZM214 148V149H213ZM247 148V149H246ZM252 148V149H251ZM104 149V150H103ZM107 150V153H106V150ZM132 149H133V151H132ZM161 151H160V150ZM180 149V151H178ZM204 151H203V150ZM209 149V150H208ZM217 149V150H216ZM219 149V150H218ZM137 150V151H136ZM175 150H177L178 152H183V153H178V152H176ZM192 150V151H191ZM98 151V152H97ZM131 151V152H130ZM156 151H158L159 152V154H161V155H158V153H155ZM174 151V152H173ZM98 154H97V153ZM100 152V153H99ZM102 152H104V153H102ZM119 152V153H118ZM121 152V153H120ZM128 152H130V154L131 155H126V154H128ZM137 152V153H136ZM147 152H149V153H147ZM184 152H185V154H184ZM192 152L193 153V155H192V153H191V155H190V153ZM205 152V153H204ZM219 152V153H218ZM88 153V154H87ZM126 153V154H125ZM132 153H133V155H132ZM145 153H147V155L145 154ZM153 153H155L156 154V157L158 156V157H160L159 159H161L160 161L162 162V160L164 161V162H162V163H158V161L159 160H156L151 154H153ZM167 153V154H166ZM196 153V154H195ZM86 154H87V156H86ZM121 154L123 155V156H121ZM138 154V156H136V159H135V155H137ZM149 154H150V156H149ZM155 154H153V155H155ZM169 154H171V155H169ZM187 154V155H186ZM200 154V155H199ZM215 154V155H214ZM90 155V156H89ZM92 155V156H91ZM94 155V156H93ZM95 155H96V157H95ZM110 155V156H109ZM116 156V158H115V156ZM119 155V156H118ZM125 155V156H124ZM140 155H141V157H140ZM146 155V156H145ZM163 155V157H161ZM164 155H166L167 157H169V159L167 158V157H165ZM196 155H198V157L196 156ZM203 155V156H202ZM219 155V157H217L216 158V156H218ZM84 156V157H83ZM109 156V157H108ZM111 156H113V158H115V160L118 162L117 163V165H116V163L114 164V162L112 161L111 163H112V166L111 165H108L109 163H107L106 162V164L107 165H103L102 167L101 166H99V167H97V168H95V169H93V170H90V171H85V173H83L82 175H78V177L77 178H73V180H71V179H69V181H67L68 180V178H67V175L68 174H70L71 172H72V170H75V168L77 167V165H79L81 162V164H83V165H89V164H87V163H92V164H98L99 163V160H100V162L102 161V159L103 158H112ZM127 156V157H126ZM193 156V157H192ZM207 156L210 158L211 156H212V158H208L207 159ZM221 156V157H220ZM256 156H262V157H256ZM90 157H92V158H90ZM120 157H123V158H120ZM132 157H134V158H132ZM180 158V161H182L183 162V164H182V162H180L179 161V158ZM185 158L184 159V161L182 160L183 158ZM194 157H195V159H194ZM201 157H204V158H201ZM214 157V158H213ZM224 157V158H223ZM226 157V158H225ZM256 157V158H255ZM83 158V159H82ZM95 160H94V159ZM97 158V159H96ZM132 158V159H131ZM151 158H153V159H151ZM178 158V159H177ZM188 158V159H187ZM190 158H191V160H190ZM192 158L194 159V160H196L195 161V163L192 161ZM261 158V159H260ZM5 159V160H4ZM104 159V160H105ZM123 159H124V161L125 162H127V163H129V164H125L124 162H122L123 161ZM158 159V158H157ZM172 159V160H171ZM173 159H175V160H173ZM200 159V160H199ZM255 159V160H254ZM87 160H88V162H87ZM141 160V161H140ZM209 160V161H208ZM213 160V161H212ZM215 160V161H214ZM217 160V161H216ZM257 160V161H256ZM262 160V161H261ZM140 161V162H139ZM145 161H147L145 164H144V162ZM188 161H189V163H188ZM200 161H201V163H202V165H201V163H200ZM247 161V162H246ZM52 162H54V161H52ZM84 162H86V163H84ZM104 162V161H103ZM122 162V164L121 165H123L124 164V166H121V165H119L120 163ZM170 162H171V164H170ZM178 162V163H177ZM182 164V166H180L181 164ZM187 162V164L189 165V167H188V165L187 164H185ZM192 162V163H191ZM197 162H199L200 164H197ZM210 162V163H209ZM250 162V163H249ZM259 162H260V164H259ZM165 163V164H164ZM167 163H169L170 165H172V166H168V164ZM178 164L179 165V167H180V169H179V167L176 169L175 167H177L178 165H176V164ZM207 164V169H209V171L208 170H206V164ZM208 163L209 164H211V165H208ZM213 163H215V164H213ZM225 163V164H224ZM253 163H257V164H253ZM142 164V165H144V167L141 165V167H142V170L144 169H146V171H142L141 170V167H140V165ZM152 164V166L149 168V166L148 165H151ZM196 164V165H195ZM204 164V165H203ZM249 164H252V165H249ZM91 165V164H90ZM131 165V166H130ZM147 165V167H148V169L147 168H145V166ZM158 165V166H157ZM159 165H160V169L162 170V172L160 171V169H159ZM167 165V166H166ZM174 165H176L175 167H173ZM190 165L192 166V167H190ZM198 165H200V166H198ZM213 165V166H212ZM218 165V166H217ZM221 165V166H220ZM76 166V167H75ZM107 166H108V168H107ZM110 166V167H109ZM115 168H114V167ZM120 166V167H119ZM128 166H130L131 167V169H128L127 167ZM139 168H138V167ZM186 166V167H185ZM210 166V167H209ZM216 166V167H215ZM222 166H224V167H222ZM244 166V167H243ZM251 167V169H250V167ZM74 167V168H73ZM113 168V170H112V168ZM116 167H117V169H116ZM123 167V168H122ZM126 167V168H125ZM158 167V168H157ZM168 167H170L169 169H168ZM182 167H185L186 168V170H187V172H186V170H185V168L183 169ZM203 167V168H202ZM205 167V168H204ZM209 167V168H208ZM216 169H218V171H216L215 170V168ZM240 167H243V168H240ZM247 167V168H246ZM262 169H261V168ZM73 168V169H72ZM105 168V169H104ZM188 168V169H187ZM190 168L192 169L191 171H192V173H191V171H190ZM194 168H196V169H194ZM199 168V169H198ZM214 168V169H213ZM248 168H249V170H248ZM255 168V169H254ZM99 169V170H98ZM108 169V170H107ZM116 169V170H115ZM120 169V170H119ZM127 169H128V172L131 174V172H134L135 173V175H136V172L135 171H133V170H136L137 171V173L139 174V172L141 171L142 172V174H141V172H140V174L143 176V175H147L146 177H147V180H146V177H145V179H144V176L142 177H140V178H138V176H136L138 179H140V180H146L145 181V183H146V185H143V184H145V183H142V181H140V182H137L136 183V181H134V180H137V178L136 177H134L133 176V174H131L133 177H134V180L133 179H131V176H129L128 174V172L127 173H125L126 171H127ZM139 169V170H138ZM166 169V170H165ZM171 169V170H170ZM175 169V170H174ZM182 169V170H181ZM202 169V170H201ZM205 169V170H204ZM261 169V171H259ZM111 170V171H110ZM117 172L116 174H115V171ZM120 171V173L122 174L123 172L125 173V174H127V176L131 179V182L130 183H133V182H135L136 184H138V185H134L135 183H133V185L134 186H132V184H131V186H130V184H128L127 182L130 180H128L127 178V176H124L123 177V174L122 175H120L119 174V171ZM126 170V171H125ZM132 170V171H131ZM149 170V171H148ZM177 170V171H176ZM183 170L185 171V174H182V173H184L183 172ZM200 170V172H198ZM246 170H248V171H246ZM103 171V172H102ZM105 171H106V173H105ZM113 171V172H112ZM123 171V172H122ZM153 173L152 174V176L150 175L151 174V172ZM165 173H164V172ZM169 173H168V172ZM175 171V172H174ZM181 171V172H180ZM204 171H207V173L206 172H204ZM213 171V172H212ZM234 171V172H233ZM243 171V172H242ZM253 171H255L254 173H253ZM89 172H93L92 174L91 173H89ZM98 172V173H97ZM107 172L109 173V174H107ZM145 172H147V174H145ZM148 172H150V176L148 175ZM178 172H180V173H178ZM195 172V173H194ZM252 173V175H254L253 176V183H255V186L253 185V184H249V183H251L250 181H251V177H250V175H251V173ZM101 173V174H100ZM105 175H109V176H105ZM162 173L163 174H166L164 177L166 178H162L163 177V175H162ZM174 173H175V175H174ZM187 173V174H186ZM201 173V174H200ZM211 173H212V175H211ZM226 173V174H225ZM247 173V174H246ZM250 173V175H248ZM89 174V175H88ZM98 174H100V175H98ZM114 174V175H113ZM137 174V175H138ZM140 174H139V176H140ZM193 174V175H192ZM198 174H200V175H198ZM119 175V176H118ZM156 175V176H155ZM161 175V176H160ZM179 175V176H178ZM182 177H181V176ZM188 177H187V176ZM190 175H191V177H190ZM204 175H206V177L204 176ZM215 175V176H214ZM243 175V176H242ZM246 175V176H245ZM2 176V177H1ZM86 176V177H85ZM101 176V177H100ZM103 176H104V178H103ZM110 176H112V178L115 176H117L116 177V179H120L121 177V180H125V182H124V185L120 188V185H118L119 184V182H120V180H118V181H116V179H115V177L113 178V181L112 180H110L108 177H110ZM148 176L150 177V178H148ZM153 176H155L156 178L158 177L159 179H162V180H160V181H158L159 179L157 178V180L155 181V179H154V177ZM170 176H172V177H170ZM200 176H202V177H200ZM207 176H208V178H209V176H210V178L209 179H207ZM238 176V177H237ZM80 177V178H79ZM98 177V178H97ZM177 178V181L179 180V182L180 183H178V192H177V190H176V193H178V195L176 194V193H174V194H176L177 196H178V198H177V196L175 195V197H174V195H172V196H170L169 194H167L166 192L167 191H165L166 189H165V185H167V182L168 181H170V180H172V179H174V178ZM185 177L187 178V179H185ZM193 177H195L194 179H193ZM235 177V178H234ZM239 177H241V178H246V177H250V181H248L247 179H245V180H247L248 181V183H247V181L245 182V180H241V178H239ZM64 178V179H63ZM79 178V179H78ZM82 178H85V180H83ZM90 178V179H89ZM92 178V179H91ZM100 178V180H98ZM108 180V182L106 181V179ZM111 178V179H112ZM136 178V179H135ZM151 178H153V179H151ZM175 178V179H176ZM192 178V179H191ZM198 178V179H197ZM205 178H206V180H205ZM213 178V179H212ZM219 180H218V179ZM222 178H224V179H222ZM231 178H233V179H231ZM60 179H61V181H63V182H61L60 181ZM81 179V181H79ZM87 179H88V181H87ZM151 179V180H150ZM182 179V180H181ZM188 179H190V180H188ZM202 179H204V180H202ZM211 179H212V181H211ZM263 179V180H262ZM0 180H2V179H0ZM116 181V183H115V181ZM128 180V181H127ZM148 180H150L149 181V183H148ZM153 180V181H152ZM181 180V181H180ZM194 180V181H193ZM195 180H200L199 182L198 181H195ZM208 180V181H207ZM259 180H261V181H259ZM23 182L24 180H16V181H13L12 183H11V185L13 186V185H17L18 183H20V182ZM71 181V182H70ZM74 181V182H73ZM85 181V182H84ZM94 181V182H93ZM105 182L106 181V183L108 184V185H106V183H104L103 185L101 184L102 182ZM111 182V184L112 185H110V182ZM138 181V180H137ZM167 181V182H166ZM183 181V183H181ZM187 183H186V182ZM190 183H189V182ZM207 181V185L206 184H204L205 182ZM211 183H210V182ZM240 181H242V182H240ZM53 182V183H52ZM56 182V183H55ZM58 182V183H57ZM92 183V185L94 186H99V188H102V190H100V189H98L96 192H94L95 190H93L92 191V189L90 190V188L89 187H91V186H89L88 187V189H89V191L88 192H90V193H88V195H87V198L89 199H85L84 198V202H82L83 204H89V202L91 203V202H93V201H96L97 199L98 200H100L101 201V208H99L98 210H96V212H97V216L95 217V218H93V213L94 212H92L93 210L92 209H87V210H84L83 208H80V207H76L75 205H74V203H72L71 201H69V196H67L68 194L66 193L67 191H69L70 189H74L76 186H74V185H76L77 184V187H76V189H74V191L75 190H78L79 192H83V190H84V187L86 186H88L87 184L88 183ZM99 183V185H97L98 183ZM144 182V181H143ZM151 182V183H150ZM157 182V183H156ZM161 182V183H160ZM201 182H204L203 184L205 185H203ZM247 183V184H245V183ZM51 183H52V187H50L51 186ZM55 183V184H54ZM71 183V184H70ZM73 183H75L74 185H72ZM82 183V184H81ZM89 183V185H91ZM118 183V184H117ZM128 185H127V184ZM160 183V184H159ZM193 183V184H192ZM196 183V184H195ZM199 183V184H198ZM216 183V184H215ZM239 183H241V184H239ZM100 184L102 185V186H100ZM141 185V187H139L140 185ZM149 184V185H148ZM150 184L152 185V187L150 186ZM156 184V185H155ZM165 184V185H164ZM180 184V185H179ZM181 184L184 186H186V189H185V186H184V189L182 188L183 186H181ZM214 184V185H213ZM263 184V185H262ZM55 185V188H58V189H55L53 186ZM67 185V186H66ZM84 185V187H82ZM106 185V186H105ZM112 186V187H110V186ZM163 185V187H161ZM188 185V186H187ZM189 185H192V186H196L197 187V190H196V188L195 187H192V186H189ZM200 185V186H199ZM203 185V188H205V189H203L201 186ZM224 185V186H223ZM240 185H242V186H240ZM45 186H46V190H45ZM108 186V187H107ZM114 186V187H113ZM117 186V187H116ZM201 187L200 189H199V191H198V188L199 187ZM244 186L245 187H247V189L245 188L244 189ZM262 187V189H261V187ZM44 187V188H43ZM66 187V188H65ZM72 187H74V188H72ZM109 187H110V189H109ZM127 187V188H126ZM129 187H131V189L129 188ZM136 187V188H135ZM137 187H139V189H137ZM149 187V188H148ZM159 187H160V189H159ZM181 187V188H180ZM190 187V188H189ZM227 187H228V189H227ZM240 187V189H238ZM241 187H242V189L243 190H241ZM12 188H14V186L12 187ZM48 188V189H47ZM52 188V189H51ZM78 188V189H77ZM122 188H124V189H122ZM130 189V190H126V189ZM147 189V190H145V189ZM152 188V189H151ZM188 188V189H187ZM235 188V189H234ZM35 189V190H36ZM37 189V190H38ZM44 189V190H43ZM64 190V192H65V189H66V192H65V196H67V198L64 196H62L63 195V190ZM81 189V190H80ZM109 191H108V190ZM118 189V190H117ZM122 189L123 191L121 192L120 190ZM137 191V193L134 191ZM142 189V190H141ZM162 189V190H161ZM181 189H183V191L185 190V192H183V194H182V192H181ZM194 189H195V191H196V193L194 192ZM218 189H219V191H218ZM36 190V192H35V194L36 193H39L38 191ZM50 190H53V191H50ZM59 192H58V191ZM61 190H62V192H61ZM104 190V191H103ZM112 190V191H111ZM139 190V191H138ZM144 190V191H143ZM154 191L155 193H153V192H151L150 193V191ZM188 190V191H187ZM208 190V191H207ZM240 190V191H239ZM47 191V192H46ZM99 191V192H98ZM102 191H103V193H102ZM106 191H108V192H106ZM114 191V192H113ZM118 191V192H117ZM125 191H126V193H125ZM141 191H142V193H141ZM146 191V192H145ZM198 191V192H197ZM209 191H210V193H209ZM215 191H216V194H215ZM236 191V192H235ZM50 192V193H49ZM61 192V193H60ZM93 192V193H92ZM106 192V193H105ZM118 194H117V193ZM123 192H124V194H123ZM145 192V193H144ZM149 192V193H148ZM161 192V193H160ZM188 193V196L191 194H194V196L192 195H190L189 197H187V193ZM191 192H193V193H191ZM207 192V193H206ZM237 192H239V194L236 196V193ZM46 193H48V194H46ZM84 193V192H83ZM100 194V195H98V194ZM102 193V194H101ZM111 193H112V195H111ZM129 195H128V194ZM131 193V194H130ZM165 195H164V194ZM181 195H180V194ZM184 193H186V195L184 194ZM197 193H199L198 195H197ZM201 193V194H200ZM222 193V194H221ZM233 193H235V194H233ZM95 194V195H94ZM115 194V195H114ZM120 194V195H119ZM124 195V196H122V195ZM127 194V195H126ZM135 194V195H134ZM140 194L142 195L141 197H140ZM152 194H153V196H152ZM161 196H160V195ZM213 194V195H212ZM216 196H215V195ZM217 194H218V196H217ZM233 194V195H232ZM49 195V196H50ZM90 195V196H89ZM91 195H94V196H92V198H91ZM103 195H105L104 197H103V199L102 198H100V197H102ZM117 195V196H116ZM132 195V196H131ZM137 195H139V196H137ZM159 196V197H157V196ZM169 196V197H167V198H165L166 196ZM182 195H184V198H181V196ZM195 195H196V197L198 198H195ZM200 195H202V197H203V199H202V197L200 196ZM47 196H45L44 198H47ZM48 196V197H49ZM89 196V197H88ZM98 196V197H97ZM109 196V197H108ZM112 196V197H111ZM119 196V197H118ZM162 196H163V198L164 199H162ZM199 196V197H198ZM262 196H264V195H262ZM52 197V196H51ZM95 197H97V198H95ZM126 197V198H125ZM172 197V198H171ZM183 197V196H182ZM192 197L195 199V200H197V201H195L194 199V201H195V203H194V201L192 200L191 202L193 203V205H194V207H193V205H192V203L191 202H189L190 201V199H192ZM66 198V199H65ZM91 198V199H90ZM108 198H110V199H108ZM128 198V199H127ZM136 198V199H135ZM145 198V199H144ZM157 200H155V199ZM160 200H159V199ZM168 198H170V199H172V203H171V205H169V201H168ZM176 198V199H175ZM187 198V199H186ZM188 198H189V201H188ZM205 198H206V200H205ZM257 198V197H256ZM257 198V199H258ZM49 199H50V197H49ZM52 199H54V198H52ZM94 199V200H93ZM114 199V200H113ZM132 199H134V200H132ZM154 200L155 202H153V201H151V200ZM175 199V200H174ZM177 199H179V200H181V201H179L178 200V203L176 202V200ZM202 200V203L200 202L201 200ZM210 199V200H209ZM212 199V200H211ZM234 199H235V201H234ZM67 202V200H68V204H66V202ZM87 200V201H86ZM105 200H107V201H105ZM117 200V201H116ZM119 200V201H118ZM125 200H127L126 201V203H125ZM129 200H131V202L129 201ZM149 200V201H148ZM167 202V203H164L165 201ZM240 200H241V198H240ZM263 200V201H262ZM86 201V202H85ZM105 201V202H104ZM109 201V202H108ZM151 201V202H150ZM164 201V202H163ZM175 201V202H174ZM204 201V202H203ZM206 201V202H205ZM209 201V202H208ZM233 201V202H232ZM4 202V203H3ZM26 202V203H25ZM63 202V203H62ZM103 202L104 203H106V204H103ZM115 202H117V203H115ZM118 202H123V203H118ZM130 202V203H129ZM134 202V203H133ZM148 202V203H147ZM197 202V203H196ZM228 202H230V203H228ZM262 202V203H261ZM28 203H30L29 205H28ZM36 203V204H35ZM65 203V204H64ZM70 203H72V204H70ZM133 203V204H132ZM136 203V204H135ZM137 203H138V207H137ZM152 203V204H151ZM159 203V204H158ZM161 203V204H160ZM165 205H167V206H165L164 207V204ZM175 203H176V205H177V208H179V210H178V212H177V208H176V206H175ZM180 203H181V206H180ZM186 203H188V204H186ZM190 203H191V205H190ZM206 203H208V204H210V206L208 207V204H206ZM242 203V202H241ZM24 204V205H23ZM32 204H34V205H32ZM64 204V205H63ZM86 204H85V206H86ZM109 204H111V205H109ZM113 204V205H112ZM119 204L121 205L120 207H119ZM126 204H128V205H126ZM153 204H155L154 206H152ZM186 204V205H185ZM200 204H201V206L202 205H204V206H202V207H200ZM236 204V205H235ZM14 205V206H13ZM16 205V206H15ZM30 205H32V206H30ZM65 205H67V206H65ZM71 205V206H70ZM73 205V206H72ZM102 205H105V206H102ZM115 205H117V206H115ZM123 205H124V207H123ZM148 205H149V207H148ZM153 207H151V206ZM179 205V206H178ZM197 206V208H196V206ZM207 205V206H206ZM232 205V206H231ZM258 205V204H257ZM263 205V206H262ZM55 208H54V207ZM108 206H110V207H108ZM112 206H113V208L115 209H111L112 208ZM127 206H129V207H127ZM131 206V207H130ZM133 206V207H132ZM135 206V207H134ZM140 206H142L141 208H140ZM158 206V207H157ZM170 206V207H169ZM172 206H173V208H174V210H172L173 208H172ZM186 206H188V207H186ZM237 207V209H236V207ZM256 208H255V207ZM10 208V211H11V213H10V211H9V208ZM37 207L39 208V209H37ZM40 207H41V209H40ZM45 207V208H44ZM49 207H52V208H49ZM57 207H59V208H57ZM117 207H119L118 209H117ZM127 207V208H126ZM169 207V208H168ZM181 207V208H180ZM185 209H184V208ZM192 207V208H191ZM198 207L199 208H201V209H198ZM205 207V208H204ZM208 207V208H207ZM244 207H246L247 208V210H248V212H247V210L245 211V209L246 208H244ZM67 208V209H66ZM128 208H131L130 210H128ZM148 208V209H147ZM151 208V209H150ZM157 208H159L158 210L159 211H157L156 209ZM171 208V209H170ZM191 208V209H190ZM194 208V209H193ZM232 208L234 211H231L230 209ZM239 208V209H238ZM242 208V210H241V212L239 211L240 209ZM244 208V209H243ZM259 208H262V209H259ZM6 210V213H5V210ZM34 209H35V211H34ZM69 209V210H68ZM77 209H79V210H77ZM81 209H83V211L85 212H87V213H89V214H87L86 212H85V216L83 217V216H81L82 214H81ZM116 209H117V211H116ZM153 209H155V210H153ZM168 209H170V210H168ZM182 209V210H181ZM191 210V214L189 215V213H190V210ZM229 209V210H228ZM236 209V210H235ZM257 210V211H255V210ZM43 210H46V211H43ZM50 210V211H49ZM68 210V211H67ZM77 210V211H76ZM111 210V211H110ZM137 212H136V211ZM181 210V211H180ZM183 210H185V211H183ZM189 212H187V211ZM198 210H199V212H198ZM251 210H252V213H251ZM13 211V212H12ZM42 211V212H41ZM67 211V212H66ZM79 211V212H78ZM82 211V212H83ZM121 211H123L122 213H124V215H127V213H129V214H131L130 212L132 211V212H135L136 214H134L135 215V217H136V219L137 220H132V221H130V219L128 218H126L127 216H124L122 213H121ZM177 212V214H175V212ZM185 212L184 214H179V212ZM193 211V212H192ZM195 211L197 212V213H195ZM203 211V212H202ZM236 211H237V213H236ZM61 212H62V214H61ZM103 212V213H102ZM117 212V213H116ZM142 212H144V213H142V215H141V213ZM146 212H150V213H146ZM163 212V213H162ZM171 212H174L173 213V215L171 214ZM186 212H187V214H186ZM201 212V213H200ZM228 212H232L231 214H229ZM241 213V215H242V217H240L241 215H240V213ZM243 212V213H242ZM244 212H246V213H244ZM256 212H258V213H256ZM67 213V214H66ZM100 213V214H99ZM101 213H102V215H101ZM115 213V214H114ZM121 214V216H118V215H120ZM139 215H138V214ZM152 213H153V216H152ZM194 213V214H193ZM199 213V214H198ZM239 213V214H238ZM60 214V215H59ZM64 214V215H63ZM108 214H110V215H108ZM132 214V215H133ZM145 216H144V215ZM162 214V215H161ZM174 214H175V216H177V217H180L181 218V216L183 215V217H182V219H181V221L182 222H180V221H178V220H180V218L179 219H177L175 216H174ZM228 214V215H227ZM243 214H245V216L243 217ZM249 216H251V217H248V215ZM254 216H252V215ZM258 214V215H257ZM63 217H62V216ZM69 215V216H68ZM104 215V216H103ZM154 215H156V220H158V222L160 223V224H154V223H156L157 221H155V218H154ZM159 215V216H158ZM166 215V216H165ZM168 215H169V219H167L168 218ZM179 215V216H178ZM187 215V216H186ZM199 215V216H198ZM216 216V218L215 217H213V216ZM221 215V216H220ZM228 216V218H229V216H230V219H228L227 218V216ZM239 215V216H238ZM61 217L60 219H59V217ZM71 216V217H70ZM137 216H139V217H137ZM140 216H141V218H140ZM149 216V217H148ZM150 216H151V218H150ZM163 216H165V218L163 217ZM171 216V217H170ZM172 216H174V219H172L173 217ZM198 218H196V217ZM44 217V218H43ZM46 217H48V218H46ZM109 217V218H108ZM123 217V218H122ZM134 217V218H135ZM142 217H145V218H142ZM147 217H148V219H151V220H148L147 219ZM161 217H163V218H161ZM185 217H187L188 218V220H187V218H185ZM190 217V218H189ZM193 217V218H192ZM208 219H206V218ZM231 217H233V218H231ZM246 217H248L247 219H246ZM259 219H258V218ZM66 218V219H65ZM82 218V219H81ZM118 219L117 220V222H116V219ZM121 218V219H120ZM138 218H140V219H138ZM159 218V219H158ZM176 218V219H175ZM218 218H219V220H218ZM228 220H230V221H237V222H235V223H233V222H230V221H228ZM240 218H243V220L242 219H240ZM252 218V219H251ZM43 219V220H42ZM52 219V220H51ZM68 219V220H67ZM90 219V220H89ZM98 219V220H97ZM147 219V220H146ZM164 220V221H160V220ZM172 219V220H171ZM186 219V220H185ZM216 219V220H215ZM231 219H233V220H231ZM241 221H240V220ZM244 219L246 220V221H244ZM249 219H251V220H249ZM260 219H262V220H260ZM35 220V221H34ZM41 220V221H40ZM47 220V221H46ZM69 221V222H67V221ZM76 220V221H75ZM83 220V221H82ZM101 220H103V222H101ZM111 220V221H110ZM127 220H129V221H127ZM142 220V221H141ZM143 220H145V221H143ZM166 220H168L167 222H166ZM169 220H170V222L171 221H174V222H171V223H173V225L171 224V223H169ZM197 220V221H196ZM215 220V221H214ZM226 221V222H223V221ZM238 220L241 222V224H242V222H244L242 225L240 224L239 225V222H238ZM44 221V222H43ZM73 221H75V222H77V224L75 223V222H73ZM90 221H91V224H90ZM121 222V223H118V222ZM147 221H149L148 223H147ZM176 221V222H175ZM178 221V222H177ZM39 222V223H38ZM46 222V223H45ZM78 222H79V226H77L78 225ZM82 222H84V225L86 224V227L83 225V223ZM94 224H93V223ZM132 222L133 223H135V224H132ZM142 222H144L143 223V226H142ZM157 222V223H158ZM184 222V223H183ZM199 222V223H198ZM202 222V223H201ZM224 223V224H222V223ZM227 222H229V223H227ZM249 222V223H248ZM257 222H258V224H257ZM34 223H35V226H34ZM82 223V225H80ZM97 223V224H96ZM102 223V224H101ZM136 223H137V225H136ZM140 223V224H139ZM150 223V224H149ZM152 223V224H151ZM164 223H165V225H164ZM179 223H181V225L179 224ZM205 223V224H204ZM213 223V224H212ZM231 225L230 226V228L228 227V226H226L225 228V230H222V228H224V226L226 225ZM232 223V224H231ZM38 224H40V226L38 225ZM57 224H58V226H60V227H58L57 226ZM65 224V225H64ZM75 224H76V226H75ZM101 224V225H100ZM122 224V225H121ZM123 224H124V226H123ZM130 224H131V226H130ZM145 224V225H144ZM149 224V225H148ZM154 224V225H153ZM168 224V226H166ZM177 224V225H176ZM180 226H179V225ZM208 224V225H207ZM237 224H238V226H237ZM254 224L256 225V227L254 226ZM39 226V227H37V226ZM54 225V226H53ZM56 225V226H55ZM68 225H70V226H68ZM95 225H97V227L95 226ZM111 225H113V226H111ZM135 225V226H134ZM151 225V226H150ZM159 225H161V226H163L164 228H166L168 231H166V229H164V228H161V226H159ZM173 227H172V226ZM200 225H202V226H200ZM221 225H223L222 226V228L221 227H219V226H221ZM247 225H249V226H247ZM114 226H115V228H114ZM119 226V227H118ZM129 226V227H128ZM133 226V227H132ZM145 226V227H144ZM147 226H149V227H147ZM170 226V227H169ZM209 226H210V228H209ZM213 226V227H212ZM254 226V227H253ZM12 228V231H10V229ZM34 227H36V228H34ZM75 227V228H74ZM85 229H84V228ZM89 228V230H88V228ZM92 227V228H91ZM111 227V228H110ZM113 227V228H112ZM121 227V228H120ZM137 227H139V228H137ZM143 227V228H142ZM154 229H153V228ZM168 227V228H167ZM240 227V228H239ZM9 228V229H8ZM61 228V229H60ZM63 228V229H62ZM133 230H132V229ZM137 228V229H136ZM142 228V229H141ZM144 228H145V230H144ZM148 228V229H147ZM159 228V229H158ZM174 228V229H173ZM204 228V229H203ZM208 228V229H207ZM238 230V231H236V229ZM1 229H4V231L3 230H1ZM28 229H29V231H28ZM66 229V230H65ZM80 231H78V230ZM82 229H84V231L82 230ZM98 229H101L100 231L98 230ZM103 229V230H102ZM104 229H105V231H107V232H105L104 231ZM110 229H112V230H110ZM115 229V230H114ZM141 229V232H136V230L137 231H139ZM152 229V230H151ZM155 229H157V230H155ZM211 229V230H210ZM241 229V230H240ZM6 230V231H5ZM9 230V231H8ZM14 230H16L15 232H13ZM20 230V231H19ZM31 230V231H30ZM33 230V231H32ZM65 232H64V231ZM119 232H118V231ZM122 230V231H121ZM124 230V231H123ZM133 231V233L135 234V236H134V234L133 233H131V231ZM142 230H143V232H142ZM149 232H148V231ZM216 230H218V232H216ZM219 230H222L221 231V233H220V231ZM244 230H246V231H244ZM27 231V232H26ZM41 231V232H40ZM77 231V232H76ZM117 231V233H115ZM135 231V232H134ZM154 231H155V233H154ZM164 231H166L165 232V234L163 233ZM251 231V234L249 233ZM257 231V232H256ZM24 232V233H23ZM28 232H30L31 234H29ZM33 232V233H32ZM43 232V233H42ZM50 232V233H49ZM57 232V233H56ZM68 232H70L69 234H68ZM99 232L101 233V234H99ZM104 232V233H103ZM109 232H111V234L109 233ZM114 232V233H113ZM124 232L126 233V234H124ZM216 232V233H215ZM229 232V233H230ZM240 232V233H239ZM244 232V233H243ZM254 232V233H253ZM259 232V233H258ZM25 233H27V234H25ZM45 233V234H44ZM88 233H90V234H88ZM92 233V234H91ZM113 233V234H112ZM121 233V234H120ZM122 233L126 236H124V235H122ZM128 233V234H127ZM129 233L132 235H129ZM138 235H137V234ZM153 233V234H152ZM160 233H163L162 234V236L160 235ZM215 233V234H214ZM221 235H220V234ZM247 235H246V234ZM2 234L0 235L1 237H3L2 236ZM34 234V235H33ZM43 234V235H42ZM53 234L56 236V237H53ZM58 234H59V236L60 237H58ZM64 234V235H63ZM73 234V235H72ZM75 234V235H74ZM77 234V235H76ZM147 234V235H146ZM154 234H156L155 235V237L157 236V240L158 241H156L155 240V238L153 237L154 236ZM170 234V235H169ZM211 234H214L213 236H211ZM237 234V235H236ZM243 234H245L244 236H243ZM259 236H257V235ZM263 234V235H262ZM37 235V236H36ZM39 235H41V236H39ZM52 235V236H51ZM87 235V236H86ZM98 235V236H97ZM103 235V236H102ZM111 235V236H110ZM118 235H119V237H118ZM122 235V236H121ZM129 236V238H127L128 236ZM150 235V236H149ZM153 235V236H152ZM217 235V236H216ZM218 235H220V236H218ZM248 235H250V236H248ZM254 235H256L255 237L256 238H254V240H252V236H254ZM263 237H262V236ZM27 238V239H25V237ZM31 236V237H30ZM50 236V237H49ZM72 236V237H71ZM73 236H74V238H73ZM83 236V237H82ZM86 236V237H85ZM104 238H102V237ZM124 236V238H122ZM206 238H205V237ZM43 237V238H42ZM51 239L52 237V241L51 240H49V238ZM68 237V238H67ZM88 237V238H87ZM108 237V238H107ZM134 237V238H133ZM136 237V238H135ZM139 237V238H138ZM142 237V238H141ZM165 237H166V239H167V241H166V239H165ZM215 237H217L216 239H215ZM237 237V238H236ZM246 237V238H245ZM262 237V238H261ZM42 238V239H41ZM46 238V239H45ZM111 238V239H110ZM118 238V239H117ZM127 238V239H126ZM205 238V240H203ZM219 238V239H218ZM242 238H245V239H242ZM249 238H251V240L249 239ZM262 240H261V239ZM23 242H21L20 240ZM32 239V240H31ZM56 239V240H55ZM65 239V240H64ZM81 239H82V241H81ZM90 239H91V241L93 242V244H92V242H90ZM95 239H96V241H95ZM114 239V240H113ZM124 239H125V242H124ZM128 239H130L129 241H128ZM147 239V240H146ZM152 239H154V240H152ZM170 239V240H169ZM175 239V240H174ZM180 239H181V241H180ZM214 239V240H213ZM239 239L241 240V241H239ZM249 239V240H248ZM44 240H48V241H44ZM58 240V241H57ZM73 240V241H72ZM77 242V243H75V241ZM105 240V241H104ZM135 240V241H134ZM152 240V241H151ZM176 240H177V242H176ZM202 240H203V242H202ZM210 240V241H209ZM238 240V241H237ZM19 241V242H18ZM30 243H29V242ZM72 241V242H71ZM100 243H99V242ZM103 241H104V243H103ZM107 241V242H106ZM116 241V242H115ZM120 241H122V242H120ZM127 241V242H126ZM137 241V242H136ZM156 241V242H155ZM172 241H173V243H172ZM180 241V242H179ZM217 241H215L213 244H212V246L214 247L215 246V243L217 242ZM256 241V242H255ZM260 241H262V242H260ZM21 242V245L19 244ZM31 242H33V243H31ZM38 242V243H37ZM48 242V243H47ZM50 242H52L53 243V245H55V246H53L52 245V243H50ZM85 244H84V243ZM91 244H90V243ZM115 244H114V243ZM120 242V243H119ZM129 242V243H128ZM136 242V243H135ZM170 242V243H169ZM179 242V243H178ZM207 242H208V244H207ZM237 242V243H236ZM17 243H18V245H17ZM50 243V244H49ZM67 245H66V244ZM98 245H97V244ZM106 243V244H105ZM110 243V244H109ZM122 243V244H121ZM128 243V244H127ZM132 243V244H131ZM139 243V244H138ZM145 243V244H144ZM149 243H151V244H149ZM156 243V244H155ZM242 243H244V244H242ZM260 243V244H259ZM263 243V244H262ZM47 244H49V245H47ZM121 244V245H120ZM160 244V245H159ZM28 246V248H26L27 246ZM41 245V246H40ZM44 245V246H43ZM51 245V246H50ZM76 245H77V247H76ZM106 245V246H105ZM114 245V246H113ZM143 245V246H142ZM149 245V246H148ZM245 245V246H244ZM251 248H249L248 249V246ZM26 246V247H25ZM32 246V247H31ZM37 246V247H36ZM42 246H43V248H42ZM70 246V247H69ZM97 246V247H96ZM104 246H105V248H104ZM111 246V247H110ZM120 246V247H119ZM127 246V247H126ZM130 246V247H129ZM146 246V247H145ZM152 246V247H151ZM169 246V247H168ZM181 246V247H180ZM197 246V247H196ZM201 246H202V248H201ZM258 246V247H257ZM23 247H25V248H23ZM38 247H41V249L40 248H38ZM49 247V250H50V247H51V249H52V247H54L52 250H50V252L48 251V253L50 254H47V250L45 251V249H47V248ZM56 247H57V249H56ZM58 247H61V248H58ZM72 247V248H71ZM118 247V248H117ZM149 247V248H148ZM184 247V248H183ZM186 247V248H185ZM212 247V248H213ZM244 247L246 248L245 250L247 251H245L244 250ZM31 248H33L32 250H31ZM37 250H36V249ZM69 248H70V250H69ZM77 248V249H76ZM83 248H85V249H83ZM88 248V250H89V253H88V251L86 250ZM111 249V248H114V252H111L112 251V249L111 250H109V249ZM136 248V249H135ZM138 248V249H137ZM151 248V249H150ZM154 248H156L155 250H154ZM164 248V249H163ZM206 250H205V249ZM235 248V247H234ZM254 248H255V250H254ZM21 249H23V250H21ZM82 249V250H81ZM101 249V250H100ZM109 250V252H108V250ZM116 249H119L118 251L116 250ZM126 249V250H125ZM147 249V250H146ZM236 249V248H235ZM248 249V250H247ZM38 251L37 253L35 252V251ZM44 250V251H43ZM77 250V251H76ZM92 250H95V252L94 251H92ZM142 250H145L144 252H142ZM154 250V251H153ZM198 252H197V251ZM247 253H245L244 251ZM26 251V252H25ZM73 251V253H69V252H72ZM83 251V253H81ZM85 251H86V255H85ZM97 251H99V252H97ZM104 251V252H103ZM127 253V255H126V253ZM142 252V254L144 255H142L141 254V252ZM149 251H150V254H149ZM203 251H204V254H203ZM29 252V253H28ZM31 252H33L31 255H30V253ZM41 253V252H45V253H42V254H39V256H37L38 255V253ZM110 252H111V254H113V255H111L110 254ZM118 252V253H117ZM139 252V253H138ZM145 252H146V254L147 255H145ZM66 253V254H65ZM103 253V254H102ZM107 253V254H106ZM117 255H115V254ZM133 253V254H132ZM152 253V254H151ZM162 253V254H161ZM166 253V254H165ZM245 253V254H244ZM248 253H250L249 255H248ZM256 253H257V255H256ZM44 254V255H43ZM55 254V255H54ZM77 254H79V255H77ZM98 254V255H97ZM101 254H102V256H103V258H102V256H101ZM128 254H129V256H128ZM136 254V256H134ZM161 254V255H160ZM238 254V255H237ZM242 254H244V256H242ZM45 255H46V257H45ZM47 255H49L50 257H47ZM64 258H66V259H63V257ZM104 255H107V257H105L104 258ZM140 255H142V256H140ZM160 255V256H159ZM167 255V256H166ZM41 256V257H40ZM60 256V257H59ZM81 256H83V257H81ZM88 256H90V257H88ZM98 256V257H97ZM102 258H100V257ZM116 256V257H115ZM122 256V257H121ZM126 256V257H125ZM149 258L148 260H147V257ZM171 258H173L174 259V261H173V259H171ZM197 256V257H196ZM205 256V257H204ZM237 256H240V261H239V259H237L236 257ZM241 256H242V258L244 257H246L245 258V260L243 261V259H242V261H241ZM52 257V258H51ZM69 257V258H68ZM73 257H75L74 259H73ZM94 257H97V259L95 258L94 259ZM112 257V258H111ZM114 257V258H113ZM119 257H121V258H119ZM135 257V258H134ZM140 257V258H139ZM145 259H144V258ZM158 257H160L159 259H158ZM169 257V258H168ZM202 257V258H201ZM49 258V260H47V259ZM55 258V259H54ZM61 258V259H60ZM80 258H82L81 259V261H79L80 260ZM123 258V259H122ZM127 258H129L128 259V261L127 260H125V259H127ZM143 258V259H142ZM166 258V259H165ZM168 258V259H167ZM198 258V259H197ZM206 258H207V261H206ZM209 258V259H208ZM232 258H233V260H232ZM237 260H235V259ZM33 259V260H32ZM40 259V260H39ZM46 259V262L44 261ZM57 259V260H56ZM88 259V260H87ZM99 259H100V261H99ZM111 259V260H110ZM139 259V260H138ZM165 259V260H164ZM171 259V260H170ZM202 259V260H201ZM55 260V261H54ZM123 260V261H122ZM131 260V261H130ZM142 260H144V261H142ZM204 260H205V262H204ZM36 261V262H35ZM44 261V262H43ZM78 263H77V262ZM86 261V262H85ZM94 261V262H93ZM108 261H109V263H108ZM117 261V262H116ZM221 261V262H220ZM234 261V262H233ZM57 262V263H56ZM80 262V263H79ZM121 262V263H120ZM138 262V263H137ZM160 262V263H159ZM167 262V263H166ZM172 262V263H171ZM173 262H175V263H173ZM189 262V263H188ZM238 262V263H237ZM240 262V263H239ZM249 262V261H248ZM89 263V264H90ZM95 263V264H96ZM97 263V264H98ZM112 263V264H113ZM226 264H227V262H226Z\"/></svg>",
	"mask_w": 264,
	"mask_h": 264
}]
</instances>
